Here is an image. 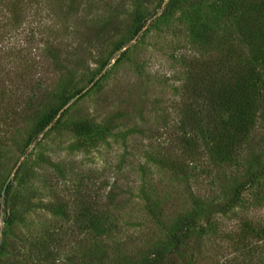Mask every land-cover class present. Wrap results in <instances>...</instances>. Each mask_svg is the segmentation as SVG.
I'll return each mask as SVG.
<instances>
[{
	"label": "rangeland",
	"instance_id": "1",
	"mask_svg": "<svg viewBox=\"0 0 264 264\" xmlns=\"http://www.w3.org/2000/svg\"><path fill=\"white\" fill-rule=\"evenodd\" d=\"M174 1L179 4L173 0H0V241L13 234L29 247L30 242H40V232L52 228L57 246L62 240L61 221L55 223L59 218L47 210V204L59 196L68 201L70 213L79 209L74 205L81 193L79 183L91 179V170L105 168L98 179L105 177L106 182L125 177L124 182L116 180L118 185L125 183L131 201L145 202L147 193L154 198L149 191L158 179L149 178L151 168L160 166L156 154L152 151L145 156L144 152L135 157V164H128V151L135 146L132 137L138 129L107 128L101 120L111 111L108 104L121 97L123 109L136 96L143 115L170 114L182 98L179 53L196 47L189 13L208 21L215 31L214 45L222 33L236 28L233 19H221L223 0ZM234 2L246 8L264 7V0ZM140 22L143 27L135 29ZM259 33L256 27L253 35L257 38ZM255 60L263 61L262 51ZM65 64L73 70L66 82L62 79ZM63 82L69 87L67 93L83 90L69 98L51 126L42 130L50 91ZM81 119L93 121L91 131L76 130L74 122ZM136 120L140 122L138 117ZM142 142L147 146V139ZM238 154L236 161L205 155L203 164L188 166L192 170L186 179L194 199L200 196L199 202L206 208L213 205L211 214L198 217L190 230L187 241L193 249L188 251L189 264H264V173L246 184L231 204L219 192L221 181H242L252 158L264 163L260 117L252 123ZM123 155L126 162H121ZM114 164H125L122 173H108L107 167ZM148 173V183L139 181L138 188L130 189ZM134 176L137 181L133 184ZM161 182L170 202L180 199L182 207H190L192 200L183 186L173 179ZM7 190L12 207L4 212ZM106 192L103 188L99 194L104 197ZM132 211L134 218L118 220L105 246L102 242L83 247L68 244L51 264H79V259L90 258L91 264H97L103 251L108 255L99 264H142L144 255L165 245L168 238L164 230L155 234L143 227L136 217L142 213ZM171 211L165 210L169 215L164 225L169 231L175 221ZM40 238L47 240L45 233ZM6 256L5 250L0 252L2 261Z\"/></svg>",
	"mask_w": 264,
	"mask_h": 264
},
{
	"label": "trees",
	"instance_id": "2",
	"mask_svg": "<svg viewBox=\"0 0 264 264\" xmlns=\"http://www.w3.org/2000/svg\"><path fill=\"white\" fill-rule=\"evenodd\" d=\"M173 2L179 4L177 1ZM169 10H165V14ZM189 15L194 20L190 25V31L196 47L192 51L179 53L177 63L183 80L181 103L172 106L170 114L149 117L141 113L138 106L140 101L136 96L127 101L125 105L129 106L127 110L125 107L120 109L123 101L118 97L108 104L111 111L101 120L110 130L120 129L119 127L131 131L138 129L137 135L132 137L135 146L128 151L130 155L128 164H133L135 157L144 155V152L145 156H149L152 151L155 152V158L160 166H154L156 170L154 167L151 168L150 178L149 173L139 177L138 181L134 176L131 180L133 184L137 182L130 188H138L139 181L148 183V178L158 179L149 191V194H154V198L147 193L145 202L136 203L134 199L131 201V197L127 196L129 191L125 189V183L118 185V180L121 178L124 182L125 177L106 182L105 177L98 179L104 174L102 169L105 168L100 171L91 170V179L80 181L81 193L78 194L77 201H73L79 209L70 213L67 208L68 201L59 196H54L47 204V210L59 218L55 223L61 221V242L57 246L54 245L56 230H51L52 228L40 232L38 238L40 242H30L29 247H25V241L16 235L12 234L11 237L4 235L0 241V252L5 250L7 256L3 261L0 259V264H51L52 258L57 253L60 254L68 244L69 247H83L85 243L102 242L105 246V240L111 237V229L114 228L116 231L118 220L123 222L125 218L129 220L134 218L133 213H129L134 208L132 212L142 213L136 217L142 220L143 227H149L155 234L157 231H166L168 241L171 243L169 247L166 240L165 245L149 250L148 254L144 255L142 264H189L188 251L189 248L193 249L187 241L192 233L190 230L194 228L198 217L211 214L213 205L209 204L206 208L199 202L200 196L194 199L191 183L186 179L188 171L192 170H189L188 166L191 163L203 164L202 159L205 155L208 158L215 156L222 161H236L254 120L260 117L264 124V7L246 8L239 3L236 4L234 0H223L221 19L225 22L233 19L236 28L234 32L222 33L216 45L212 39L215 31L208 21L192 12ZM142 27L143 22H140L135 29L140 30ZM256 27L260 29L257 38L253 35ZM260 51L263 61L258 63L255 57ZM49 54L56 58L59 56L56 52ZM64 68L62 79L65 82L70 81L73 70L68 64H65ZM93 78L94 75L90 81ZM65 82L50 91L51 100L45 104L42 130L51 126L69 98L79 95L83 90L79 88L67 93L69 87ZM92 122L91 119L76 120L74 126L76 130L89 132L92 129ZM143 139L148 140L147 146L143 145ZM121 162H126L125 155ZM124 166L125 164L110 165L107 167L108 173L116 174L120 171L122 173ZM128 166L134 168L136 165ZM248 166L241 182L221 181L219 192L228 204L236 201L246 184L264 173V163H257L256 158H252ZM158 173L163 175L159 176ZM164 178L173 179L187 190L189 200H192L190 207L186 208L185 205L182 207V203H178L180 199L176 201L177 203L170 202L165 185L161 182ZM103 188H107V192L101 197L99 193ZM8 193V190L5 191L4 212L8 207H12ZM129 202L135 207L133 205L126 207ZM166 209H171V213L174 211L171 217L175 219L171 226L172 231L164 225L169 215H165ZM110 218L113 220L110 221ZM42 233H45L47 240L40 238L43 236ZM106 255L108 252L103 251L97 264ZM92 261V258L79 259V264H91ZM113 264L118 263L115 261Z\"/></svg>",
	"mask_w": 264,
	"mask_h": 264
}]
</instances>
